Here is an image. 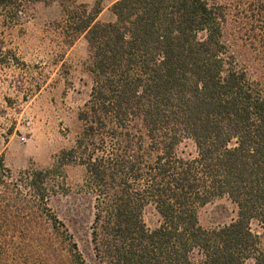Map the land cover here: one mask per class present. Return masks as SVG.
Masks as SVG:
<instances>
[{"label":"trees","instance_id":"trees-1","mask_svg":"<svg viewBox=\"0 0 264 264\" xmlns=\"http://www.w3.org/2000/svg\"><path fill=\"white\" fill-rule=\"evenodd\" d=\"M77 1L0 0V15L59 4L88 42L93 85L62 160L86 171L91 262L50 209L60 170L15 177L0 157V264H264V86L227 40L233 0H119L110 24ZM221 199L235 218L203 227Z\"/></svg>","mask_w":264,"mask_h":264},{"label":"rangeland","instance_id":"rangeland-1","mask_svg":"<svg viewBox=\"0 0 264 264\" xmlns=\"http://www.w3.org/2000/svg\"><path fill=\"white\" fill-rule=\"evenodd\" d=\"M117 1L78 0L77 5L90 9L98 5L102 9L98 21L110 24L116 22L112 7ZM236 3L230 2L227 40L240 64L264 86V0L260 9L251 7L252 0L232 7ZM64 21L59 4L44 2L8 18L0 15V157L15 177L29 170H60L63 186L53 195L50 209L91 262L86 246L93 200L84 191L86 171L62 160V155L74 147L81 132L79 113L89 99L93 77L87 40L72 41ZM181 150L195 153L191 142ZM235 216V206L227 199L199 211L205 228L224 226ZM146 217L151 227L158 224L153 210ZM253 228L264 251V235L257 224Z\"/></svg>","mask_w":264,"mask_h":264},{"label":"crops","instance_id":"crops-1","mask_svg":"<svg viewBox=\"0 0 264 264\" xmlns=\"http://www.w3.org/2000/svg\"><path fill=\"white\" fill-rule=\"evenodd\" d=\"M111 23H114L113 21Z\"/></svg>","mask_w":264,"mask_h":264}]
</instances>
